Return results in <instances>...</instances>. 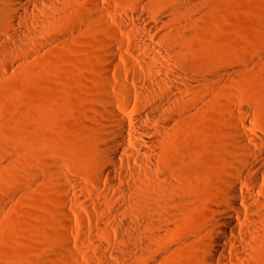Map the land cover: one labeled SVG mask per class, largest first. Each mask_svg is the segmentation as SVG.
Returning <instances> with one entry per match:
<instances>
[{"label":"rangeland","instance_id":"obj_1","mask_svg":"<svg viewBox=\"0 0 264 264\" xmlns=\"http://www.w3.org/2000/svg\"><path fill=\"white\" fill-rule=\"evenodd\" d=\"M55 4L37 13V28L28 23L30 40L0 57V264H209L216 207L236 164L254 162L244 147L264 156L253 141L264 144V0ZM112 47L130 60L118 57L121 80ZM167 60L195 81L174 92L175 121L164 112L141 120L159 132L144 139L159 142L154 167L120 152L116 174L104 172L96 148L114 139L107 104L124 96L120 82L145 88L135 74L160 80ZM126 99L135 116L138 102ZM254 173L259 182L240 180L238 191L264 203V172ZM249 238L228 264H264V217Z\"/></svg>","mask_w":264,"mask_h":264},{"label":"bare ground","instance_id":"obj_2","mask_svg":"<svg viewBox=\"0 0 264 264\" xmlns=\"http://www.w3.org/2000/svg\"><path fill=\"white\" fill-rule=\"evenodd\" d=\"M8 3L10 6H8V10L3 17L6 26V30L3 33L6 34L4 35L6 37L3 36V33L0 34V57L4 60L17 50L16 41L22 42L32 38L28 23H31L33 29L37 28L41 22L37 13L46 9L45 7L56 6L55 0H9ZM43 13L45 14L46 12L44 11ZM11 29L14 31H11ZM110 53V64L116 70L121 80L124 75L126 76L123 72L122 63L120 64V61H118L123 56L114 47L110 48ZM125 61L130 64V60L125 59ZM13 66L12 62H5L3 68L10 69ZM164 68L165 72H163V77L160 80H151L139 73L133 76V79L140 81L145 88H132L128 84L120 82L124 96L117 104L113 101L107 104V110L112 117L114 125L112 128L114 139L103 148H96V151H101L98 163L104 166V172L112 176L116 174L111 165L117 162H124L123 157L120 156L122 153L131 155L137 159L148 171L154 167V152L159 142L158 140L145 141L144 139L148 138L149 134L157 135L159 132L156 129H152V127L150 128V125L143 126L141 120L145 116L147 124H150L151 121L156 119V113L164 112L165 115L167 114L172 117V121H175L178 118L177 112L179 111V107L176 104L178 97L174 92L185 93L188 90V83L195 81L193 77H186L174 71L171 60L166 61ZM106 79L107 83L110 84L108 72ZM158 85H162L163 89H159ZM111 86L115 89V85L111 84ZM124 98H133V100L138 102L134 108L135 116L127 115L129 102L128 99L126 101ZM129 127L134 128L133 133H129ZM239 135L243 140L249 139V136L242 130H239ZM253 141L260 149H264L263 143H259L256 139ZM134 152L140 153L141 156L134 155ZM244 154L253 158L254 162L250 163L247 160L241 159L236 164V178L230 182V188L225 191L227 200L220 202L216 207L222 216L214 219L215 229L212 231V242L209 248L210 254L207 258L209 264H213L215 261L221 264L232 262L230 248L234 247L239 248L237 252L243 258L247 245L250 244L249 234L255 233L258 221L264 217V203L258 200L254 196V193L245 196L238 191V181L240 180L251 187L259 182L260 178L254 172L257 170L264 172V156L261 153H254L248 146L244 147ZM126 173L135 178L139 172L136 169H129L127 167L125 175ZM144 174L148 175L149 173L145 172ZM252 202L255 203L257 212L250 205ZM240 220L243 221L244 225L240 224ZM140 247L141 244L136 246L135 249ZM129 251H132V247L130 244H127L125 253ZM115 258L117 259L118 257L115 256Z\"/></svg>","mask_w":264,"mask_h":264}]
</instances>
